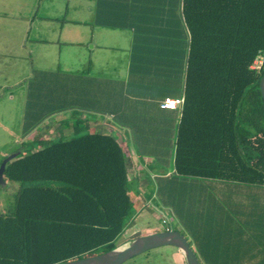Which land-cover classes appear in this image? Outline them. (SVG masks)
Listing matches in <instances>:
<instances>
[{"label": "trees", "instance_id": "16d2710c", "mask_svg": "<svg viewBox=\"0 0 264 264\" xmlns=\"http://www.w3.org/2000/svg\"><path fill=\"white\" fill-rule=\"evenodd\" d=\"M178 2L176 36L161 34L158 22L138 40L150 76L164 72L183 92L181 108L165 109L172 117L162 133L135 131L141 118L129 116L124 99L58 101L57 86H28L24 140L4 157L13 156L4 180L20 188L13 209L0 212V264H61L119 246L140 187L129 179L120 137L141 159H154L157 178L222 180L264 193V63L252 68L264 58V0ZM63 113L58 134L48 136L47 121Z\"/></svg>", "mask_w": 264, "mask_h": 264}, {"label": "crops", "instance_id": "0c3cea01", "mask_svg": "<svg viewBox=\"0 0 264 264\" xmlns=\"http://www.w3.org/2000/svg\"><path fill=\"white\" fill-rule=\"evenodd\" d=\"M29 4L30 13L17 18L26 22L24 28L17 32L11 27L12 38L0 40L1 78L5 79V58L13 75L15 69L20 74L21 61L27 65V74L20 80L26 87L23 116L28 86L33 83L35 87L57 86L64 93L56 95L58 101L124 99L130 102L126 104L129 116L141 118V128L135 129L141 133H162L169 127L172 116L162 108V101L179 98L183 92L175 81L165 80L164 72L155 71L150 76L141 64L143 52L138 40L156 30L158 22L161 34L176 36L181 10L178 0H30ZM33 31L35 38H31ZM5 32L0 28V38H5ZM98 35L100 43L96 42ZM111 37L114 44L117 37L121 44H108ZM70 92L75 94L71 98ZM177 115L172 118L174 124ZM94 125L106 128L105 124ZM127 147L128 172L131 162L138 172L152 164L150 157L140 160L128 140ZM154 176L159 196L169 200L176 191L177 212L194 228L196 248L205 264H264L262 190L222 180ZM129 179L133 178L129 175Z\"/></svg>", "mask_w": 264, "mask_h": 264}, {"label": "rangeland", "instance_id": "374dc122", "mask_svg": "<svg viewBox=\"0 0 264 264\" xmlns=\"http://www.w3.org/2000/svg\"><path fill=\"white\" fill-rule=\"evenodd\" d=\"M29 2L30 0H0V14H2L0 18V28L6 29L4 35L5 38H0V40L4 41V39L7 40L12 38L9 33L11 31L8 30L9 28L13 27L17 32L20 31L21 28H24V24L26 22H20V20L17 18L30 13L32 7ZM43 12L44 11L42 9L40 13ZM84 16L87 17V14ZM78 29L81 30L80 28ZM23 37L24 36H22L21 39H23ZM31 38H35V31L32 32ZM99 38V35L96 36L97 43H100L101 41ZM118 39L119 38L117 37L116 44H114V37H111V40L107 41L108 44H111V46H118L121 44ZM17 40H20V37H17ZM27 44L29 45V43ZM31 46H33V43ZM89 47H91V45H89ZM38 48L40 49V47ZM48 49L51 48L49 47ZM101 56L105 55L102 54ZM101 56L100 58H102ZM19 64L21 66L20 74L18 75L17 70L15 69V74L13 75L11 73L12 70L8 69V61L7 58H5V65H3L5 67L4 69H6V72H4L5 79L0 77V166L5 155L10 154L15 149H17L20 143L24 140L23 113L26 87L25 84H23L24 82L20 80H22L27 74L28 70L26 69L27 65L24 60ZM1 66L2 62H0V67ZM19 82L23 83L19 84ZM62 118L65 117L62 115L58 116L56 122H52V119L47 121L46 126L51 125L48 136L52 137L58 134V130L61 128L58 120H61ZM102 127L104 126H95L94 124L92 126V128L95 130H105V128L102 129ZM120 139L122 145L129 153L130 151L127 147L126 140L122 137H120ZM129 144L130 149L132 150V142L129 141ZM140 160L143 161V158H140ZM153 160L154 159H151V162ZM129 169L130 177L133 178V180L135 178L140 180L142 186L138 188V184H134V215L118 238L117 244L119 246H123L131 243V241H133L135 238L172 229L178 230L184 234L194 247V250L198 253V255H200V252L196 248L197 240L195 238V233L193 232L194 230H192L194 228H191V225L188 224V221L185 220L183 216L180 217L177 212L176 191L173 193V198L171 197L169 200H167L168 197L158 195L159 185L157 184L156 177L154 176L156 174L152 173L153 170L150 169V166L148 167L145 165L144 167L145 172L148 175L147 177H145L143 173L144 171L139 170L138 172L132 162ZM172 170L173 166H165L164 171L170 172ZM145 178L147 179L148 183H150V186L148 187H145L147 184ZM19 188V182L0 179V212H8L13 209ZM195 220H197V218H195ZM203 263L205 264V262ZM124 264H186V261L185 257L179 252L177 248L165 246L150 250Z\"/></svg>", "mask_w": 264, "mask_h": 264}, {"label": "water", "instance_id": "95a60500", "mask_svg": "<svg viewBox=\"0 0 264 264\" xmlns=\"http://www.w3.org/2000/svg\"><path fill=\"white\" fill-rule=\"evenodd\" d=\"M260 90L264 100V76L260 81ZM12 157L6 158L0 166L1 180H4L3 174L6 163ZM165 246L177 248L185 257L186 264H202L188 238L180 231L172 229L135 238L129 244L118 246L100 255L61 264H124L150 250Z\"/></svg>", "mask_w": 264, "mask_h": 264}, {"label": "built area", "instance_id": "2783aa9c", "mask_svg": "<svg viewBox=\"0 0 264 264\" xmlns=\"http://www.w3.org/2000/svg\"><path fill=\"white\" fill-rule=\"evenodd\" d=\"M264 63V58L263 57H260L259 59H257L252 68L253 69H261L262 65ZM184 104V96L182 97H179V98H165L163 101H162V108L164 109H168V110H178L179 108H181ZM169 230V229H168Z\"/></svg>", "mask_w": 264, "mask_h": 264}]
</instances>
